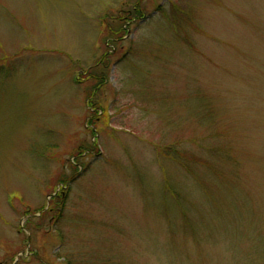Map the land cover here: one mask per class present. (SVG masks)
I'll return each mask as SVG.
<instances>
[{"label":"rangeland","instance_id":"rangeland-1","mask_svg":"<svg viewBox=\"0 0 264 264\" xmlns=\"http://www.w3.org/2000/svg\"><path fill=\"white\" fill-rule=\"evenodd\" d=\"M0 264H264V0H0Z\"/></svg>","mask_w":264,"mask_h":264}]
</instances>
